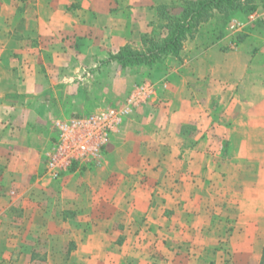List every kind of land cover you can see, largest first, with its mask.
<instances>
[{
    "label": "crops",
    "instance_id": "0c3cea01",
    "mask_svg": "<svg viewBox=\"0 0 264 264\" xmlns=\"http://www.w3.org/2000/svg\"><path fill=\"white\" fill-rule=\"evenodd\" d=\"M177 1L0 0V264L248 258L239 241L264 229V192L243 182L264 163V46L197 53L201 36L166 69L110 60L139 46L158 4ZM143 82L156 95L123 121L101 165L63 177L99 169L94 187L66 199L63 178L44 176L55 121L121 107Z\"/></svg>",
    "mask_w": 264,
    "mask_h": 264
},
{
    "label": "trees",
    "instance_id": "16d2710c",
    "mask_svg": "<svg viewBox=\"0 0 264 264\" xmlns=\"http://www.w3.org/2000/svg\"><path fill=\"white\" fill-rule=\"evenodd\" d=\"M260 8H264V0H182L181 5L158 4L155 19L149 23L150 30L142 34L139 46L126 45L110 60L134 72L144 66L166 69L172 61L181 58L188 38H194L201 31L204 42L197 50L200 53L225 36L226 27L235 17H246ZM211 23L213 30H202ZM247 30L233 36L238 47L248 45L251 29ZM256 52L257 48L251 49V53ZM260 264H264V251Z\"/></svg>",
    "mask_w": 264,
    "mask_h": 264
},
{
    "label": "built area",
    "instance_id": "2783aa9c",
    "mask_svg": "<svg viewBox=\"0 0 264 264\" xmlns=\"http://www.w3.org/2000/svg\"><path fill=\"white\" fill-rule=\"evenodd\" d=\"M245 21L233 20L230 31L238 34L248 25L264 24V8L248 15ZM156 91L153 83L143 82L135 86L121 107L106 106L90 114L57 119V139L43 154L44 176L60 180L71 171L101 165L103 150L113 134L136 109L151 101Z\"/></svg>",
    "mask_w": 264,
    "mask_h": 264
},
{
    "label": "rangeland",
    "instance_id": "374dc122",
    "mask_svg": "<svg viewBox=\"0 0 264 264\" xmlns=\"http://www.w3.org/2000/svg\"><path fill=\"white\" fill-rule=\"evenodd\" d=\"M175 5H181L182 4V0H179L177 1V3H173ZM261 9V8H260ZM248 16L244 17L242 15H239L237 17H235L233 20H238L240 22H246V18ZM232 20V21H233ZM231 21V22H232ZM230 22V23H231ZM230 24L229 26L226 27V31H225V36L222 37L218 43H221L223 45L224 48H232V45H235V47H238L236 45V42L234 40V35L231 31H230ZM247 28H250L251 29V32H250V38L248 39L249 43V48L250 49H253V48H261L262 46H264V24L261 23V24H257V25H252V26H249ZM204 29V30H203ZM213 24L211 23L210 25L207 24L205 25L202 30L203 31H207V30H213ZM150 30V28H149ZM246 30H244L245 32ZM248 31V30H247ZM200 32L199 31L194 38L196 37H200ZM233 37V38H232ZM189 39H192L191 37L188 38L186 40V42L189 41ZM214 41V38L212 39ZM185 42V44H186ZM216 43V44H218ZM184 44V45H185ZM81 115V114H80ZM76 116H79V115H76ZM62 117H65V116H62ZM66 117H69L68 114ZM99 170V169H98ZM98 170H94L92 172H89V173H86V174H72V175H68L64 180V178L61 180L63 181L64 183V187H66V192L67 194L64 196L66 199H69L71 200L72 196H73V192L76 191V189L78 188H81L83 187L84 185L85 186H92L94 187V179L92 180H88L87 177L88 176H96L94 173ZM250 170L251 172H254L252 174L253 176V179H249V178H246L243 180L244 184L245 185H249V184H254L257 186V189L261 190L264 192V163H260V164H256L255 166H250ZM62 182H60L61 184ZM90 183H93V184H90ZM52 200L55 201V197L53 196L52 197ZM257 240L255 242H250L248 243L247 245H245L244 247L241 246L240 244V241L238 243V246L237 248L240 250H243L245 249V247L248 248V253H249V256L248 258H242V253H244V251H238V252H241V254L238 253V255H241L240 257H238L237 259V263L238 264H260L261 262V259L263 257V253H262V250L264 251V240L262 239V237L260 236L261 232L264 231L263 230H260L259 228L257 229ZM148 233V231L146 232ZM145 234L142 232L141 234V237H144ZM52 244L54 243H50L48 245V247L50 248L52 246ZM28 245H34V243H28ZM54 246V245H53ZM66 247L70 248L69 244L67 245L66 244ZM237 249V250H238ZM255 252H259V253H255ZM261 253V254H260ZM246 254V253H244ZM243 254V255H244ZM257 254V257L255 256ZM258 255H259V258H258ZM149 261V262H147ZM142 259H139V258H127V264H151L152 263V260H145V262H143ZM229 262H232V259L230 258L229 259ZM240 262V263H239ZM234 264V263H233Z\"/></svg>",
    "mask_w": 264,
    "mask_h": 264
}]
</instances>
